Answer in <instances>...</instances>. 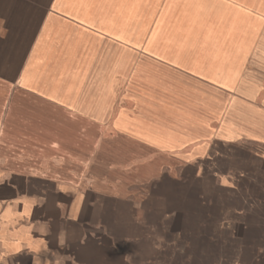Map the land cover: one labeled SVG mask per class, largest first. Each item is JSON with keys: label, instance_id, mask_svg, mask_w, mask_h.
<instances>
[{"label": "crops", "instance_id": "obj_1", "mask_svg": "<svg viewBox=\"0 0 264 264\" xmlns=\"http://www.w3.org/2000/svg\"><path fill=\"white\" fill-rule=\"evenodd\" d=\"M204 182L264 264V0H0V264H188Z\"/></svg>", "mask_w": 264, "mask_h": 264}, {"label": "rangeland", "instance_id": "obj_2", "mask_svg": "<svg viewBox=\"0 0 264 264\" xmlns=\"http://www.w3.org/2000/svg\"><path fill=\"white\" fill-rule=\"evenodd\" d=\"M204 184H206L203 189L205 200L211 201V204L206 206L207 210L203 215V221L200 223L197 219L195 209L197 206L193 200L189 204L192 208L191 216L187 223L185 220L186 225L180 230L179 235L171 238L172 242L182 246L184 250L182 256L187 258L188 264H208V260L212 264H256L260 258L261 239L254 236V233L250 232L251 230H244L238 225V220H227L226 217L231 208L226 204L219 205L216 202L217 195L215 194L219 190L209 187L208 182H204ZM216 215L220 216L219 220L212 221L211 218ZM179 224L180 222L177 223V225ZM174 226L173 222L171 225H167V223L165 226L161 224L160 227L159 225L155 229L158 233L155 240H159V232L165 234L166 228L173 229ZM212 240L213 245L211 244ZM216 249L218 252L215 251Z\"/></svg>", "mask_w": 264, "mask_h": 264}]
</instances>
